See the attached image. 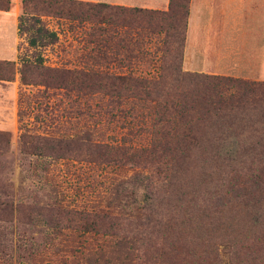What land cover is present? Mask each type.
<instances>
[{"label":"rangeland","instance_id":"374dc122","mask_svg":"<svg viewBox=\"0 0 264 264\" xmlns=\"http://www.w3.org/2000/svg\"><path fill=\"white\" fill-rule=\"evenodd\" d=\"M66 10L32 0L24 17L18 0L15 19L22 16L27 30L15 22L17 53L0 59V264H163L157 222L177 221L185 209L208 228L218 264H252L215 228L229 188L239 192L250 175L264 177V123L232 122L239 149L254 155H214L225 132L212 133L205 122L189 153L160 150L155 133L177 126L163 121L164 105L196 89L186 73H203L183 68L170 19L155 12L122 21L106 10L108 22L98 23L84 4ZM38 26L56 39L36 35ZM109 74L151 78L148 98L137 103L95 81ZM122 236L140 247L129 263L111 247ZM177 240L183 249L175 260L183 264L185 250L198 247L185 233Z\"/></svg>","mask_w":264,"mask_h":264},{"label":"trees","instance_id":"16d2710c","mask_svg":"<svg viewBox=\"0 0 264 264\" xmlns=\"http://www.w3.org/2000/svg\"><path fill=\"white\" fill-rule=\"evenodd\" d=\"M30 1L32 0H20L24 17L28 13L26 6ZM34 1L46 4L54 3L60 7L66 5L67 13H71V8L76 4H84L87 6V11H90L91 14L97 13L95 21L98 23L108 22L107 18L104 19L102 17V14L106 10L111 16L121 17L122 21L125 17L132 20L142 15L160 12V14H164L170 19L168 24V29L171 30L169 31V36L176 42L180 53L178 54V59H181L188 0H175L174 2L169 0L168 7L164 11L139 7H122L103 2L80 0ZM8 7L9 0H0V10H7ZM160 18L163 19L161 16ZM181 18L183 21L179 24V19ZM22 19V16L17 17L18 32L27 30L26 27L22 28ZM123 23H125L124 25L130 24L129 22ZM34 32L38 36H46L51 41L56 39L53 31L41 26L36 27ZM27 43L33 46L35 44L34 38L29 36ZM89 75L87 74L86 76ZM185 76L196 86V89L190 90L188 94L182 93L177 99L164 105L165 110L163 111L166 112L168 118H165L163 121L177 122V126L159 129L157 131L158 137L156 138V132L155 139H153V144L156 142L154 146L168 154L184 156L186 153H189L190 148L195 146L197 142L194 130L196 131L197 126L205 122L207 128L212 133L219 132L223 134L225 132L223 134V141L217 147L214 146V155L222 153L224 156L234 157L240 154H256L253 152V148H250L249 151L242 148L239 149V140L233 131L235 127L248 123H250L248 127L251 128L253 126L251 122L253 121L264 123V99L256 97V95L264 96V82L203 73H186ZM95 81H98L97 84H101L102 87H110L118 96L122 95V92H129L127 96L134 102L139 103L148 98V92L154 80L140 76L109 74L104 76L99 75ZM228 89L230 90L227 91ZM243 118L245 119L242 120ZM233 120L238 124L235 127L232 125ZM158 121L162 120L158 118ZM243 129L245 128H241V130ZM229 143L232 146L227 148ZM94 146L93 149H97L98 151L110 150L108 147L103 148L106 147L103 145ZM236 187L238 186H235V188L231 186L229 188L228 210L225 215H222L225 219L220 220L215 229L221 227L226 234L231 236L227 238V242L231 248L236 249L237 255L245 254L246 259L252 261V264H264V219H262L264 217V203H262L264 202V177L261 179L260 175L252 174L240 184L239 192H237ZM144 225L146 228L147 224ZM157 225H159L162 232V246L159 249L157 257L160 261H165L163 264H181L175 260V257L183 249V246L179 245L177 240L183 233L190 238L191 243L198 247L197 251L193 249H191L192 251L185 250L184 255L189 257V261L183 264H218L213 248L211 249L210 237L212 236H210L205 224L202 225L196 219V215L189 214L185 209L184 214L177 221L157 222ZM240 233H242V238L237 236ZM204 234L208 238H203L202 235ZM166 240L168 242H163ZM134 241L124 236L117 237L111 247L122 255V259L126 263H129L128 261L131 260V256L134 253L137 254L138 250H140V247L135 245L136 242ZM170 258L173 260L172 262H170ZM181 261H185V258H182Z\"/></svg>","mask_w":264,"mask_h":264},{"label":"crops","instance_id":"0c3cea01","mask_svg":"<svg viewBox=\"0 0 264 264\" xmlns=\"http://www.w3.org/2000/svg\"><path fill=\"white\" fill-rule=\"evenodd\" d=\"M164 11L169 0H80ZM0 10V59L17 53L15 5ZM17 27V23H16ZM184 69L264 80V0H188Z\"/></svg>","mask_w":264,"mask_h":264}]
</instances>
